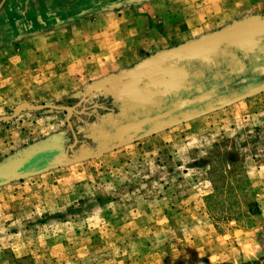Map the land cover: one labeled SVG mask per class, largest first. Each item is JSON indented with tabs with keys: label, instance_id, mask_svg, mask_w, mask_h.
<instances>
[{
	"label": "rangeland",
	"instance_id": "1",
	"mask_svg": "<svg viewBox=\"0 0 264 264\" xmlns=\"http://www.w3.org/2000/svg\"><path fill=\"white\" fill-rule=\"evenodd\" d=\"M252 24L264 0H0V264H264V86L180 111L172 58Z\"/></svg>",
	"mask_w": 264,
	"mask_h": 264
},
{
	"label": "water",
	"instance_id": "2",
	"mask_svg": "<svg viewBox=\"0 0 264 264\" xmlns=\"http://www.w3.org/2000/svg\"><path fill=\"white\" fill-rule=\"evenodd\" d=\"M199 46L201 47V51L196 55L188 53L187 51L183 50L172 56L174 62H182L181 63V65L183 66L182 68H184L187 75L191 74L189 70V66H191L194 62H199L201 65H210L213 63H217V61L219 62V59L226 54L235 56L234 53L235 50L239 51L244 57H247L249 54H254L255 52H257V54L264 53V24L246 25L245 27H243L242 31L239 34H234L231 32L225 33L224 35L213 38L207 43L201 42L199 43ZM244 69L245 66L243 65L236 71V73H240ZM262 73H264V71H262ZM257 84L258 85L252 87L251 90L264 86V80H262ZM184 88L186 87H183L180 90H183ZM178 90L179 89L170 90L167 93V95H163V94L159 95L156 98H154L153 101L151 102L135 105V107H133L131 110V112H133V117L130 120H132L133 122L130 124L129 123L130 120L123 121L118 123L114 127L116 129H119L120 131L121 130L124 131L131 128V126H134L137 133L142 129L143 122L148 121L150 119L156 120L159 119V117L163 118L164 116H168L170 112L164 111L162 107L165 101L164 99L170 95L175 94ZM237 93L238 91H235L229 95L217 96V98L226 97V96H227L226 98L228 97L234 98L238 95ZM213 95L215 94L202 93L200 95H195L191 99H185L184 102L178 104L177 107L180 111H184L185 109L184 107L187 106L186 104H188L190 101L191 103H198L199 104L198 112H203L210 107L212 108L216 106L215 104L216 99H214ZM203 103L206 106H203L202 105ZM144 114L149 117L148 118L145 117V119L141 121L139 119L140 118L139 116ZM183 115L184 114H182L180 118L175 116L176 118L173 117L171 118V120L177 121L179 119H183L185 118ZM169 116H171V114ZM127 137L129 138V136Z\"/></svg>",
	"mask_w": 264,
	"mask_h": 264
},
{
	"label": "flooded vegetation",
	"instance_id": "3",
	"mask_svg": "<svg viewBox=\"0 0 264 264\" xmlns=\"http://www.w3.org/2000/svg\"><path fill=\"white\" fill-rule=\"evenodd\" d=\"M235 56L226 54L219 59V62L210 65H201L199 62H194L189 66L191 80L193 84L179 91L178 98H191L202 93L215 94V97L220 95H229L232 92H241L243 89L253 84L255 81L264 80V53L255 52L244 57L239 51H234ZM245 69L236 73L241 67ZM180 95L182 97H180ZM176 97L173 95L165 98L163 108L169 103H172ZM177 98V99H178ZM209 100V99H208ZM199 107V104L196 105ZM133 121L130 120V124ZM128 123V124H129Z\"/></svg>",
	"mask_w": 264,
	"mask_h": 264
},
{
	"label": "crops",
	"instance_id": "4",
	"mask_svg": "<svg viewBox=\"0 0 264 264\" xmlns=\"http://www.w3.org/2000/svg\"><path fill=\"white\" fill-rule=\"evenodd\" d=\"M143 17H148L146 15H143ZM199 18V17H198ZM198 18L197 20L192 16V15H189L187 16L186 18V24H187V31L189 30H192V27L195 26V23H193V20L196 22H198ZM132 20H135V15L133 17H131ZM121 21H119V24H120ZM130 25V26H129ZM123 24L120 29L121 30H124L125 33H134L135 30H136V24L134 23V21L131 23V24ZM153 27H155L154 24H151V23H148L147 22V25L143 26V30L146 31V33H150L152 32L154 29ZM151 35V34H150ZM129 38H125L126 41H124L123 43H121V49H124L127 48L128 50L132 49V48H136L137 46L139 47V49H152V44H155V45H158V43L155 41V42H152V41H149L147 39H140V40H135L134 37H130L128 36ZM165 40L164 41H168L166 40V37L164 38ZM159 44H162V43H159ZM121 49H119V51H121Z\"/></svg>",
	"mask_w": 264,
	"mask_h": 264
}]
</instances>
